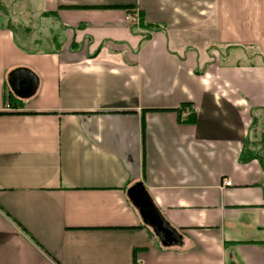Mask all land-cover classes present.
Here are the masks:
<instances>
[{
  "label": "crops",
  "instance_id": "0c3cea01",
  "mask_svg": "<svg viewBox=\"0 0 264 264\" xmlns=\"http://www.w3.org/2000/svg\"><path fill=\"white\" fill-rule=\"evenodd\" d=\"M11 1L22 7L0 0V264H133L134 249L140 264H264V0ZM19 13L55 20L61 39ZM16 68L38 79L30 98L6 84ZM135 183L179 246L143 226L126 198Z\"/></svg>",
  "mask_w": 264,
  "mask_h": 264
},
{
  "label": "water",
  "instance_id": "95a60500",
  "mask_svg": "<svg viewBox=\"0 0 264 264\" xmlns=\"http://www.w3.org/2000/svg\"><path fill=\"white\" fill-rule=\"evenodd\" d=\"M6 84L15 96L27 99L34 95L38 79L30 70L16 68L7 74ZM126 196L142 224L151 229L162 247L170 248L181 244V235L165 221L142 183H135L128 188Z\"/></svg>",
  "mask_w": 264,
  "mask_h": 264
},
{
  "label": "trees",
  "instance_id": "16d2710c",
  "mask_svg": "<svg viewBox=\"0 0 264 264\" xmlns=\"http://www.w3.org/2000/svg\"><path fill=\"white\" fill-rule=\"evenodd\" d=\"M124 10L126 11V13H128L129 15H131V16H133L134 15V13H135V10L131 7V6H125L124 7ZM137 13H138V17H139V23H138V25L140 26V27H142V28H146V29H155L156 28V26H152V25H147V24H145L144 23V17H143V15H142V13L141 12H138L137 11ZM43 15H45V16H47V17H52V18H56L55 17V14H52V13H44ZM16 42H18V45L20 46V47H22V49H24L25 51H29L28 50V48L30 49V48H33L32 46H27V44H24V47L23 46H21L19 43H23V41H17V39H16ZM26 47V48H25ZM6 79H7V76H6ZM174 110H176L177 111V113H180V111L182 110H187L188 111V115H187V118H185V120H183V122L184 123H188V124H193L194 122H195V114H194V112H193V110H192V108H191V105L189 104V103H182V104H180V106L178 107V108H176V109H174ZM126 198H127V196H126ZM127 200H128V198H127ZM128 202L130 203V201L128 200ZM130 205H131V203H130ZM132 206V205H131ZM133 207V206H132ZM156 207V206H155ZM134 208V207H133ZM1 209V208H0ZM135 209V208H134ZM136 211V210H135ZM136 213H137V211H136ZM14 224L16 225V227L32 242V243H34V244H36L37 245V243L35 242V240L27 233V231L24 229V228H22L17 222H14ZM146 229H148L151 233H152V231H151V229L150 228H148L147 226H145V225H143ZM153 234V233H152ZM153 236H154V234H153ZM155 237V236H154ZM136 251L137 250H133V264L135 263V259H136Z\"/></svg>",
  "mask_w": 264,
  "mask_h": 264
},
{
  "label": "rangeland",
  "instance_id": "374dc122",
  "mask_svg": "<svg viewBox=\"0 0 264 264\" xmlns=\"http://www.w3.org/2000/svg\"><path fill=\"white\" fill-rule=\"evenodd\" d=\"M3 2H4L5 8H6V10H8V12L16 11L18 8L22 7V4L18 3L17 1L13 2L11 0H3ZM19 14H20V16H17L19 19H21V20H18L19 24H22V23L24 24L26 17H30L29 15H26V14L25 15H22V13H19ZM30 18H35L31 21L33 23H35V22L38 23L40 20V23L42 21V22H45L47 24V25H45L46 26L45 32L48 34L47 35L48 38H52L55 35V36H57L56 37L57 39H61L60 32L55 31L56 26H57V22L55 20H53V19H42V18H39L37 16L36 17L32 16ZM15 33H16L17 41H22L20 33L17 29L15 30ZM41 40H42V45L41 46L39 45L41 48L46 49V48L51 47L50 44H48L46 41H44L43 37L41 38ZM36 48H38V46Z\"/></svg>",
  "mask_w": 264,
  "mask_h": 264
},
{
  "label": "built area",
  "instance_id": "2783aa9c",
  "mask_svg": "<svg viewBox=\"0 0 264 264\" xmlns=\"http://www.w3.org/2000/svg\"><path fill=\"white\" fill-rule=\"evenodd\" d=\"M126 20H128L129 22H131L132 24H138L139 23V17H138V13H137V11H135V13H134V15L133 16H131V15H127L126 16ZM223 185L224 186H230L231 185V182H229V181H224L223 182ZM134 264H140V262H139V260L136 258L135 259V263Z\"/></svg>",
  "mask_w": 264,
  "mask_h": 264
}]
</instances>
